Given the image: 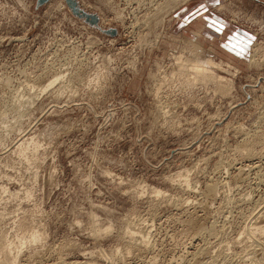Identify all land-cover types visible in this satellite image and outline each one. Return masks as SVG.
<instances>
[{
	"label": "rangeland",
	"instance_id": "374dc122",
	"mask_svg": "<svg viewBox=\"0 0 264 264\" xmlns=\"http://www.w3.org/2000/svg\"><path fill=\"white\" fill-rule=\"evenodd\" d=\"M76 1L98 25L66 0H0V248H23L17 264H261L264 3ZM202 4L250 37L244 61L183 21ZM185 42L232 85L172 76Z\"/></svg>",
	"mask_w": 264,
	"mask_h": 264
},
{
	"label": "bare ground",
	"instance_id": "6f19581e",
	"mask_svg": "<svg viewBox=\"0 0 264 264\" xmlns=\"http://www.w3.org/2000/svg\"><path fill=\"white\" fill-rule=\"evenodd\" d=\"M174 4H177L176 0L174 1ZM64 5H66V4H65L64 0H62L61 6H64ZM184 46L185 47H183V49H181V50H183V52H181L180 55H178V56H174L175 58H173L176 61L175 62L176 67H175V70H173L174 72L172 73V76L181 78L182 83L184 82L187 85H191V86L194 83L196 84L197 82H201V83L204 82V84L207 83V82H213L216 85H218V84L220 85L221 82H223L224 84H231L230 81H228L224 77H221L214 70V68L223 67L221 65V63L219 64V63L215 62L213 59H207L205 57L203 58L202 57L203 56L202 55V53H203L202 51L203 50L200 48V46H198V45H196L194 43H191V42H189V43L187 42V44L185 42ZM185 51H186V53L189 52V54H190L189 56L190 57L187 56L188 54L187 55L184 54ZM254 64H257V61L253 58L252 62H251V66L252 65L254 66ZM161 71H159V72H161ZM166 75L162 74V76H165V77H162V82L161 83L159 82L161 84V88H162V86H164L162 84L167 83V81H168L169 77L166 76ZM152 77L155 79V78H157V75L153 74ZM58 80H60V79L57 78L56 80L50 82L45 89L50 88V86H54ZM226 86H230V85H226ZM224 88H225V86H224ZM221 89H223V88H221ZM229 89H231V86H230ZM247 147H245V148L243 147V150H244L243 153H245L244 156L249 157L253 153V152H251V151H253V148L249 149V147L248 148ZM240 151H242V149ZM155 192H159V191L156 190ZM161 194L162 193H160V195ZM254 231L259 233V234H261V235H264V227L255 226ZM125 233H126V231H125ZM125 235H127V236L130 235L131 236V240L133 238H135V237H133L134 236L133 232L129 231V230H128V232ZM130 236H129V238H130ZM42 238H43V234H41V233L39 234L38 232H36L35 234H32L30 237H28V239H24V241L22 242V246H25V245H28V244H31V243H34V242L35 243L39 242V241L42 240ZM143 242H145V241H143ZM260 246H261V244H260ZM22 249L23 248H18L16 251H13L14 250V245L13 244H7L6 242H4L2 247L0 248V264H17L18 255H19V253L21 252ZM263 253H264V251H263ZM1 255H3L4 257H1ZM262 255H264V254H262ZM263 259H264V256H263ZM258 262L259 261H257V263ZM261 264H264V260H263V262Z\"/></svg>",
	"mask_w": 264,
	"mask_h": 264
},
{
	"label": "crops",
	"instance_id": "0c3cea01",
	"mask_svg": "<svg viewBox=\"0 0 264 264\" xmlns=\"http://www.w3.org/2000/svg\"><path fill=\"white\" fill-rule=\"evenodd\" d=\"M259 1L264 3V0ZM211 4L212 3H210V5ZM209 7V4H202L201 7L196 6L197 9L200 8L198 9L199 13H190L189 16L186 15L184 17L183 21L186 22L188 17H192V15L194 17L196 14V16L189 22V28L191 29V31L192 25L195 22L200 21L202 23L200 25V34L202 36L204 34V40H208V44L211 45L210 48H213L215 50V48L218 47V49L224 51L226 55L235 59L233 60L234 63H236L238 60L240 62L244 61L247 58V55L251 48L250 37L245 33V31H241L237 28L231 27V25L228 24L221 16L211 11ZM180 32L182 34L184 33V31ZM214 41L215 43L211 44V42Z\"/></svg>",
	"mask_w": 264,
	"mask_h": 264
},
{
	"label": "water",
	"instance_id": "95a60500",
	"mask_svg": "<svg viewBox=\"0 0 264 264\" xmlns=\"http://www.w3.org/2000/svg\"><path fill=\"white\" fill-rule=\"evenodd\" d=\"M48 1L49 0H38L37 4L40 7L44 5L45 3H47ZM66 3L68 4V6L70 7V9L75 15L87 20L92 25H95V26L98 25V17L95 15L88 14L84 10H82L76 0H66Z\"/></svg>",
	"mask_w": 264,
	"mask_h": 264
}]
</instances>
